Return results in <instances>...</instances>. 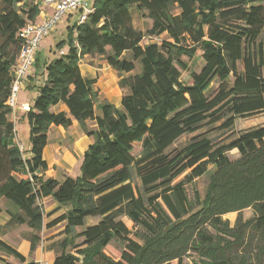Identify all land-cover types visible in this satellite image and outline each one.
Returning a JSON list of instances; mask_svg holds the SVG:
<instances>
[{"label": "trees", "instance_id": "1", "mask_svg": "<svg viewBox=\"0 0 264 264\" xmlns=\"http://www.w3.org/2000/svg\"><path fill=\"white\" fill-rule=\"evenodd\" d=\"M133 8L151 21L144 33L132 24ZM37 15L34 0H0V198L14 209L5 211V226L39 233L63 224L48 249L52 264H184L191 256L200 264H264V125L218 145L209 137L264 113V0H93L86 21L68 27L58 56L43 64L24 112V147L7 102L19 34ZM196 52L198 72L182 60ZM95 56L118 75L119 108L99 103L97 80L81 73V60ZM59 104L67 112H51ZM72 121L92 143L76 176L47 178L48 130ZM207 174L205 197L190 200L186 186ZM46 198L55 204L46 216L57 214L48 223ZM247 209L253 216L243 220ZM230 213L239 215L233 224L224 219ZM114 242L117 258L105 252ZM37 243L32 237L31 252ZM0 253V264H37L2 240Z\"/></svg>", "mask_w": 264, "mask_h": 264}, {"label": "rangeland", "instance_id": "2", "mask_svg": "<svg viewBox=\"0 0 264 264\" xmlns=\"http://www.w3.org/2000/svg\"><path fill=\"white\" fill-rule=\"evenodd\" d=\"M92 3L93 0H88ZM131 17H132V24L141 32H145L148 30L151 26V21L144 18L141 14L137 13L134 8L131 9ZM77 20V15L75 13H72L71 15H64L62 19L55 25L53 30L44 38L41 40L39 47L37 49L36 57L38 58V64L33 69L36 76L39 75V71L42 69V63L50 61L51 59L58 56V49L56 48L58 43L61 41H64L66 43L68 39V27H72ZM162 38V37H161ZM160 39H154V42H159ZM66 47H63V50L65 51ZM182 60L188 65V67L198 72L200 68L202 67V61L199 59V52H196L195 56L192 59H189L187 57H182ZM80 66L82 71H87L91 69H97L99 72H96V79L97 84L94 86L95 89L98 91V102H108L112 104L113 106L119 108L120 106V98L123 94V90H120L117 83H118V75L115 71H113L110 67L107 66L105 61L98 56H95L93 58L91 57H84L81 62ZM138 71V65L136 67L135 73ZM181 80L185 84H190V78L185 71H181ZM98 113V110L95 111ZM264 125V113L259 114L247 119H237L235 121L234 127L229 131H219V130H213L209 132V137L212 139L214 145H218L220 143H226L228 140V137L233 132H238L241 130H246L249 128L262 126ZM88 127H92V124L90 122L87 123ZM206 130V129H205ZM83 133L79 126L76 127V129L69 130L64 135H60V143L62 144V150H60V153H54L53 149V139L55 135H51V141L48 146V150L46 152V157L48 160H55V161H63L64 156L68 157L71 155L72 157L75 156V153H73V150H77V136L79 133ZM28 125L27 122L25 124H17V137L20 143L27 147L28 145ZM84 134V133H83ZM193 135H186L181 137L175 144L174 147L180 148L184 146ZM83 147V146H82ZM140 152V144H135L133 147L132 155L138 156ZM238 154L235 150L228 153V157L230 159L237 158ZM76 158V157H75ZM57 166L50 169L49 174H53V171H56ZM211 171V169H210ZM45 175V174H44ZM46 177V176H45ZM210 182V176L209 174L196 179L193 184L186 186V190L188 193V197L190 200L193 198V193H198L201 199L205 197V194L207 192L208 184ZM54 205V207H53ZM53 207V208H52ZM55 208V204L51 199H49V202L42 204V210L44 213V223L50 222L57 214L47 217L46 214L50 211H52ZM0 221L3 222L4 219L6 221L7 216L5 211L10 210L13 211L14 209L11 207L9 203H7L4 199L0 198ZM237 213H230L224 216L225 220H228L231 224L235 222V220L238 218ZM241 218L243 220H247L253 216V212L251 209L244 210L240 214ZM3 218V219H2ZM97 222V219H88L86 221V225H92ZM6 223V222H5ZM63 230V224H59L55 227H52L50 229H42L39 233L32 232L26 225H15L12 227H6L5 224L0 225V238L7 240L10 244H13V246L23 252L28 260H39L41 259V264H43L44 261V254L50 250L49 247L55 245L58 243L62 236L60 235ZM32 237H35V239L38 241L36 244V247L34 251H30V240ZM56 248V247H55ZM119 248L120 245L116 242H114L111 246H108L105 249V252L114 257H119ZM54 253V252H53ZM1 255V253H0ZM6 260L13 259L11 257L3 256ZM14 260V259H13ZM12 260V261H13ZM15 261V260H14ZM37 264H40V262L37 261ZM184 264H200L199 261L194 257L191 256L184 260Z\"/></svg>", "mask_w": 264, "mask_h": 264}, {"label": "crops", "instance_id": "3", "mask_svg": "<svg viewBox=\"0 0 264 264\" xmlns=\"http://www.w3.org/2000/svg\"><path fill=\"white\" fill-rule=\"evenodd\" d=\"M51 14H52V9L50 7H45L42 4H38V15L36 16L33 23L39 24L43 21V19H45L47 16H50ZM34 63H36V66H37L38 58L36 57V55H35V62ZM44 63L45 62H43L42 65ZM34 67H35V64L32 67V69L30 70V72L28 73V76L26 77V79H24L20 84V91H19L18 98H17V108H16L15 113H12L10 116L11 121L14 122L16 139H18V137H17V124L18 123L25 124V122H26L24 112H27V111L22 110L20 108V105H27L28 107L31 106L32 100L37 95L38 87L42 83L43 66H42L41 71L38 72L39 75H41V76L35 75V72L33 71ZM80 69H81V66H80ZM96 72H99V70L90 68V70L82 71V69H81L82 75L87 77V78H91V79L92 78L96 79V76H95ZM96 84H97V82H96ZM50 110H51V112H59V111L67 112L66 107L62 104H59L55 107H52ZM16 120H17V123H16ZM77 126H78L77 122L72 121V125L68 129H63L61 126H51L49 128L48 134H47V146L45 147V149L43 151V158L46 161L47 166H48L47 171L44 173L47 178H53L56 180H61L65 176L74 177L78 174L80 163H81V157H82L84 151L86 150V148L88 147V145H90L92 143V138L87 137L83 133L80 132L77 136V139H78V142L76 144L77 150H73V153H75L74 157H72L71 155L66 157V155H65L64 156L65 158L63 161H55V160L52 161V160H48V158L45 156L46 152L48 150L49 143L51 141V135L52 134L55 135L54 136L55 139H53L54 153L59 154L60 150H62V144L60 143L61 141H60L59 136L64 135L69 130L76 129ZM54 166L55 167L57 166L58 168H56V171H53V174H49L50 169L53 168ZM49 199L50 198L43 199L42 204L49 202ZM53 207H54V205H53ZM0 214L2 215L1 212H0ZM6 221H7V219H6ZM6 221H5V219L3 222L0 221V225L5 224ZM0 240L5 242L6 244L10 245L11 247L15 248L13 246V244H10L9 242H7V240H4L2 238H0ZM16 250L18 252H20L23 256H25V254L23 252H21L18 249H16ZM54 258H55V254L53 253V251L46 252L44 254L43 264H52ZM12 260L13 259H9L8 261L11 263H15V261L14 260L12 261ZM27 261H32V260L27 259ZM37 261L40 262V264H41V259L34 260V262H36V263H37Z\"/></svg>", "mask_w": 264, "mask_h": 264}, {"label": "built area", "instance_id": "4", "mask_svg": "<svg viewBox=\"0 0 264 264\" xmlns=\"http://www.w3.org/2000/svg\"><path fill=\"white\" fill-rule=\"evenodd\" d=\"M38 4L52 9V14L47 16L39 24L28 23L22 29L19 37L23 40V45L19 50L16 65L13 71V82L8 98V105L15 113L17 108V98L20 91L21 82L26 79L28 73L34 66L35 55L42 39H44L62 19L64 15H77L76 24H82L92 11V3L88 0H34ZM62 54V50L59 51ZM24 111H28L27 105H20Z\"/></svg>", "mask_w": 264, "mask_h": 264}]
</instances>
